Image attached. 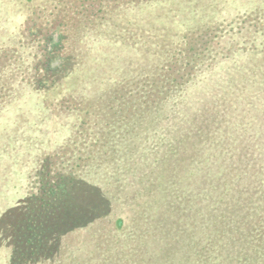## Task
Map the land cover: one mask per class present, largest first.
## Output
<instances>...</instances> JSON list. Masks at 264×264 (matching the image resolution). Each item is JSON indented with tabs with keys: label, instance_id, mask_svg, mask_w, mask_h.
Here are the masks:
<instances>
[{
	"label": "trees",
	"instance_id": "16d2710c",
	"mask_svg": "<svg viewBox=\"0 0 264 264\" xmlns=\"http://www.w3.org/2000/svg\"><path fill=\"white\" fill-rule=\"evenodd\" d=\"M191 145L200 164L181 182L204 185L220 160L232 184L249 179L237 215L219 218L225 261L264 264V0H0V264H86L96 225L105 256L129 250L121 211L141 188L158 202L164 165L175 174ZM177 198L166 211L190 218Z\"/></svg>",
	"mask_w": 264,
	"mask_h": 264
},
{
	"label": "rangeland",
	"instance_id": "374dc122",
	"mask_svg": "<svg viewBox=\"0 0 264 264\" xmlns=\"http://www.w3.org/2000/svg\"><path fill=\"white\" fill-rule=\"evenodd\" d=\"M55 30L58 31L59 27H55ZM55 39L58 41V35L55 36ZM59 64L60 62H55V65ZM188 149H195V155L189 154L187 152ZM184 151L185 155L180 157L176 161L177 163L173 162L177 166H180L179 171L175 174L172 175L170 173L172 163L166 162V165H164L165 172L162 176L164 189L161 192L162 197L158 202L153 197L150 188H141V195L144 200H137L131 206L128 205L130 210L122 212V205L118 201L116 204L110 203V194L108 196L107 194L105 195L104 198L110 205L112 204L113 211L117 209L121 211V221H124L123 227L132 234L131 242L129 241L130 248L129 250L120 251L115 246L113 247L114 253L110 252L111 254H108V257L105 256V230L102 226L96 225L94 230L89 231L88 236L85 238V247L91 254L83 257L86 264H90L92 258L94 264H205L201 258V252L204 253L207 250L211 254H215V258L220 260V264L223 262L222 259H224L223 263L227 264L225 259H230L235 254V250L232 248V241L227 240L230 239L228 230L226 238L218 234L221 228V219L219 218L222 217L223 219L224 216H228L231 219L237 215L238 211L234 208V202L238 198H241L242 201L247 200L249 179L247 178L245 182H241L242 187L238 186V184H232L230 173H223L221 171L220 167L225 162L224 160H220L218 168L209 177L206 174L208 178L204 180V185L200 183V175L197 176L195 174L193 178L194 183L192 186H189L190 184L181 181L186 179L185 177L192 166L195 165L198 169L200 163L194 146H188ZM69 159V151H66L60 156L55 157L56 165L62 162L65 164ZM86 169L88 168H85V172ZM104 184V180L101 179L96 185L102 190ZM111 193L119 194V189H111ZM170 193V199H165ZM176 198L175 211L181 212L187 207V210L189 209L193 213L191 216L188 215L190 218L178 220L177 217L180 214L177 216L176 212L168 213L171 210L169 202L175 201ZM81 208L85 213L89 210L87 205H83ZM202 210L206 212V215H210L208 219V233L205 234L206 239L210 241L207 245H203L200 242L203 239L204 231L201 225ZM131 213L137 214V217L131 218ZM149 213L152 214L150 215ZM215 213L218 217H215ZM152 215H158L159 218L154 219ZM167 216L169 218L171 216L172 219H169ZM23 231L25 232V229ZM236 233L240 237L241 233L239 229L236 230ZM96 239L101 242H98ZM63 240L65 244H72L73 240L74 245L78 243L70 235L66 236ZM97 242L100 243V251L98 252L94 250V245ZM242 245L246 250L249 248L247 237L243 236ZM131 248L133 249L131 250ZM134 249H136V252L132 253ZM100 254L104 255V258H101ZM57 255V258H54V260H61L63 257L61 250Z\"/></svg>",
	"mask_w": 264,
	"mask_h": 264
}]
</instances>
